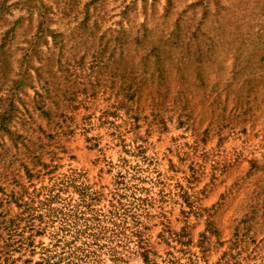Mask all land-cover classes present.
<instances>
[{
  "label": "rangeland",
  "instance_id": "obj_1",
  "mask_svg": "<svg viewBox=\"0 0 264 264\" xmlns=\"http://www.w3.org/2000/svg\"><path fill=\"white\" fill-rule=\"evenodd\" d=\"M0 264H264V0H0Z\"/></svg>",
  "mask_w": 264,
  "mask_h": 264
}]
</instances>
